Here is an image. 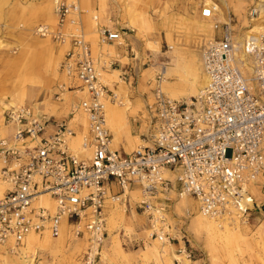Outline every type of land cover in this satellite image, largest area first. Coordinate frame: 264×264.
Segmentation results:
<instances>
[{
	"label": "built area",
	"instance_id": "1",
	"mask_svg": "<svg viewBox=\"0 0 264 264\" xmlns=\"http://www.w3.org/2000/svg\"><path fill=\"white\" fill-rule=\"evenodd\" d=\"M259 2L249 5V25L264 19ZM218 8L205 4L201 15L214 20ZM54 11L57 27L43 23L35 32L68 41L63 69L80 81L78 109L88 131L75 149L68 143L77 135L75 114L42 137L47 114L28 105L6 113L14 131L0 137L1 179L11 184L0 198V243L10 240L17 251L30 233L58 237L67 224L72 236L86 241L78 264H98L107 203L122 202L133 186L151 236L162 241L172 240L166 213L173 193L194 197L199 210L221 224L249 222L261 209L252 188L264 195V29L249 36L236 30L233 16L212 21L215 33L201 50L204 83L197 95L173 99L157 91L148 144L123 155L113 146L107 119V104L119 95L101 79V59L80 27L79 0H57ZM98 33L103 41L122 37L109 28ZM111 185L119 190L112 193ZM42 194L53 210L41 203ZM179 251L191 257L185 247Z\"/></svg>",
	"mask_w": 264,
	"mask_h": 264
},
{
	"label": "rangeland",
	"instance_id": "2",
	"mask_svg": "<svg viewBox=\"0 0 264 264\" xmlns=\"http://www.w3.org/2000/svg\"><path fill=\"white\" fill-rule=\"evenodd\" d=\"M56 1L0 0V111L4 116L3 120L0 119V137H11L5 127L11 128V135L13 134L14 127L5 120V112L9 111L12 103L20 108V105H26L27 102L44 99L45 103L60 107L71 93L77 94L78 97L81 95L78 84L80 81L70 77L63 69V62L70 47L68 41L60 43L35 32L36 27L43 23L57 27L58 18L54 11ZM226 1L227 5L221 0H79L80 27L85 38L91 43L93 55L101 59V79L119 95L117 101L107 104V108L109 105L120 106V99L130 100L131 108L125 110L124 120L121 121L125 122L126 128L128 126L129 130L132 129L131 134L138 136L140 142L147 141L152 131L151 110L157 91L165 96H168L165 91L168 86H183V89L191 91V88L180 80V76L186 75L192 79L189 82H193L201 74V50L204 43L215 33L212 21L233 16L236 30L245 33L247 28H243L248 27L250 23L247 11L250 3L256 0ZM209 2L216 3L219 7L216 15L214 14V20L203 18L201 15L203 5ZM259 3L264 7V0ZM128 8L131 12L134 9L135 12H132V25L127 16L130 10ZM53 13L54 19L51 17ZM202 21L208 23L212 31H201ZM69 28L73 29V26L68 25ZM100 28L119 30L122 37L116 41H103L98 33ZM190 34L196 36L192 42L186 41ZM110 44L113 47H110ZM177 54L186 56L185 60L192 58L189 65L188 61H181ZM177 70L179 71L176 73ZM194 95L196 94L186 92L178 99ZM77 102L78 100L74 99V104ZM60 110V114L64 115L73 112L75 107ZM78 111L79 109H76V114ZM72 117L73 115L66 120ZM108 126L114 138L115 134L109 121ZM86 132H81L80 127L76 144L72 143L73 137L69 138L68 143L78 149L81 137ZM112 143L114 144V139ZM4 165L0 155V180H3L1 170ZM252 190L261 204V209L252 214L249 222L243 223L248 226L246 237L249 240L233 237L234 241L232 237H228L229 241L228 238L220 240L207 235V231L198 224L197 214L201 211L196 199L189 195L179 197L173 193L166 213L169 225L167 230L172 240L157 239L160 242L159 249L163 253L149 259L142 255L143 248L153 245L156 237L151 236L147 214L135 210L140 197L130 199L135 215L133 209L125 203H115L107 211L106 225L109 235L105 234L106 239L98 264H169V261L171 264H264V251L257 246V243L260 246V241L264 242V195L257 186ZM127 193L130 194L129 191ZM185 200L189 201V204ZM62 233L65 241L57 245L29 247L24 242L17 251H12L11 241L0 243L4 250L0 249V264H15V261L22 259L26 260V264H78L79 257L86 248V241L72 236L69 227ZM54 242L59 240L55 239ZM180 247H185L191 252V257L180 252ZM161 248H164V251ZM28 259H32V263Z\"/></svg>",
	"mask_w": 264,
	"mask_h": 264
},
{
	"label": "bare ground",
	"instance_id": "3",
	"mask_svg": "<svg viewBox=\"0 0 264 264\" xmlns=\"http://www.w3.org/2000/svg\"><path fill=\"white\" fill-rule=\"evenodd\" d=\"M225 5H227V1L226 0H221ZM210 3V2H209ZM208 3V4H209ZM128 6V5H127ZM130 6V5H129ZM130 9V8H128ZM133 9V8H132ZM136 10V9H135ZM133 13L134 12V9L132 11ZM132 12H131V9L128 10V15L129 16V21H130V24L132 25V21H131V18H132ZM137 12V11H136ZM139 12V11H138ZM137 16V14H135ZM54 13L51 14V17L52 19H54ZM135 16V17H136ZM138 19V18H137ZM258 21V20H257ZM54 22V21H53ZM134 24L135 21H133ZM264 22V19H260V21H258L257 23H253V26L252 24L249 25L247 27V30L245 31L246 34H248L249 36H252V33L255 32V31H261L262 29H264V24H262ZM200 23V22H199ZM138 26V25H137ZM199 26V25H198ZM197 27V26H196ZM51 29H53V25L51 26ZM200 29L201 31H212V27H208V23H205V22H201L200 24ZM189 37V38H188ZM186 38V41H189V42H192L194 40V38L196 37L195 35L193 36L192 34H190ZM97 39V38H96ZM96 41V40H95ZM96 44V43H95ZM110 47H113L111 44H110ZM175 47V46H174ZM176 48V47H175ZM174 50V49H173ZM176 52V51H175ZM186 55V54H185ZM192 57H193V54H191ZM179 59H181V61H185L187 63L188 61V65L190 63V60L192 58H188L187 60H185L186 56H184L183 54H177L176 55ZM174 57V56H173ZM176 58V57H175ZM174 58V59H175ZM192 66V65H191ZM193 67V66H192ZM179 70L176 71V73L178 72ZM182 71V70H181ZM183 72V71H182ZM192 72V71H191ZM198 72V71H197ZM67 76V75H66ZM180 76V75H179ZM193 77V75H192ZM68 78V77H67ZM180 80H182L183 82H185V84L187 85V87H190L191 88V91L189 89H183V86L182 88H175V87H171V86H168L166 87L165 91L168 93V97L170 98H173V99H178L180 97H182L183 95H185L186 92H191V93H194L197 95L200 87L203 85L204 83V78H203V75L202 73L199 74V76L193 80V82H189V77L186 76V75H181L180 76ZM166 79V78H165ZM192 80V79H191ZM77 82V81H76ZM79 82V80H78ZM164 83V82H163ZM173 83V82H172ZM80 85V82L78 83ZM78 85V86H79ZM171 85V84H170ZM166 86V85H165ZM185 88V87H184ZM80 91H81V95H83V91L81 90L80 88ZM80 93V92H79ZM195 96V95H194ZM4 104V103H3ZM119 105L120 106H116V105H109L108 108H107V115H108V121L110 122V124L112 125V129L114 131V145L117 147V148H120L122 149V151L124 153H130L132 151H134L136 148L140 147V146H145L148 144L147 141L145 142H140V138L138 136H134L133 134H131L132 132H130V129L126 128V126H124V123L123 121H121V119H123L124 117V113H125V110L127 109H130L131 108V102L130 100H127V101H124L122 99L119 100ZM121 105H124V106H121ZM2 107V106H1ZM10 109H8L9 111L8 112H11V113H15L19 110V107L12 103L10 106ZM135 108V107H134ZM2 110V109H1ZM0 119H4V116H3V113L2 111H0ZM77 116V118H76ZM124 120V119H123ZM74 124L75 125H78L81 127V132H86L88 131V121H87V117L84 115L83 112H80V110L78 111V113L76 114L75 113V118L73 120ZM127 124V123H126ZM79 133V132H78ZM76 136L73 137V140H72V143L75 145L76 144ZM80 140V139H78ZM123 141H127V142H123ZM79 142V141H78ZM138 146V147H137ZM10 181H7V180H0V198L4 195L5 193V190L8 189V187H11L10 186ZM131 195L134 199H136L138 196H139V193L138 191L136 190H133L131 191ZM186 198V196H185ZM41 203L46 205L48 208L50 209H54V203L52 202V200L49 198V195L48 194H42L41 197ZM186 201V200H185ZM193 201V200H191ZM190 201V203H191ZM195 201V200H194ZM188 202V203H187ZM187 204H189V201H186ZM196 204V203H195ZM120 212V211H119ZM125 214V213H124ZM198 224L201 225L200 227H202L203 229H205L207 231V235H209L211 238L213 239H223L224 238H228V237H232V241L233 240V237H237L239 239H246V240H249L248 237H246V231H247V227L245 224H243L242 222L240 221H235L233 223H229V222H225L223 224L217 222L216 220L212 219V218H208L207 216H205L204 214H202V212H198ZM123 217V216H122ZM113 220V219H111ZM114 221V220H113ZM245 223V222H244ZM67 227V224L64 225V229ZM64 229L62 230V232L64 231ZM60 233L61 235H59L58 237L54 238L50 233H46L44 235H39L37 233H30L26 239H25V242L28 244L29 247L31 246H35V245H38V246H46V245H49V244H58V243H62L63 240H64V234L63 233ZM150 233V232H148ZM149 236V235H148ZM56 240H59V242L55 243L54 241ZM158 238H154V243L153 245H148L146 248H143V252H142V255H144L147 259H149L150 257H156L158 256V254L160 253H163L160 251L159 249V246H160V242L157 240ZM237 239V240H239ZM116 240V239H115ZM168 239H166L167 241ZM226 240V239H225ZM229 240V238H228ZM226 240V241H228ZM236 240V241H237ZM260 240V239H259ZM264 240V239H263ZM10 241V240H9ZM65 241V240H64ZM230 241V240H229ZM245 241V240H244ZM243 241V242H244ZM248 242V241H247ZM258 242V241H257ZM262 242V243H261ZM260 246L258 245L257 243V246L260 247L261 251H264V242L263 241H260ZM55 245V246H56ZM164 246V245H163ZM27 247V246H26ZM162 247V246H161ZM0 249H2V247H0ZM162 251H164V248H161ZM259 249V250H260ZM3 250V249H2ZM253 250V249H252ZM256 250V249H255ZM258 250V251H259ZM4 251V250H3ZM30 253V252H29ZM27 254V253H26ZM167 255V254H166ZM31 256V255H29ZM33 256V255H32ZM120 256V255H119ZM263 259H264V255H262ZM34 258V257H33ZM30 260V262L32 263V259H28ZM14 261V260H13ZM29 262V263H30ZM163 263V262H162ZM15 264H26V260H17L15 261ZM28 264V263H27ZM160 264V263H159ZM169 264H171V261H169Z\"/></svg>",
	"mask_w": 264,
	"mask_h": 264
},
{
	"label": "crops",
	"instance_id": "4",
	"mask_svg": "<svg viewBox=\"0 0 264 264\" xmlns=\"http://www.w3.org/2000/svg\"><path fill=\"white\" fill-rule=\"evenodd\" d=\"M35 40V39H34ZM38 40V39H37ZM36 40V42H37ZM42 49V48H41ZM74 90H70V92H73ZM83 91V90H82ZM82 96L78 97L77 94L75 93H71L67 99H64V101L62 102V105L60 107H56L53 103L52 104H47L45 103L46 100H40V101H33V102H27L26 105H28L33 111L34 113H36L37 115H42L43 113L47 114V121L44 127V130L41 134L42 137H46L48 135H50L52 132L55 131L56 129V125L58 122L66 120V118H70L72 115H74V113H76V109H78V105L79 102L81 100ZM74 99H77L78 102L76 104H74ZM71 106L75 107V110L73 112L70 113H66V114H60V109L63 108L64 110H66L67 108H70ZM8 111L5 112V120H6V113ZM6 122V121H5ZM7 126H9L8 124H6ZM7 128V132L9 133V136H11V131L9 127H5ZM74 128L76 131H80V127L78 125H74ZM114 148H116L121 154L126 155L128 153H124L122 151V149L117 148L114 144H113ZM110 190L112 193H115L119 190L118 186L116 185H111L110 186ZM136 190L139 193V197H140V191L136 186H133L131 189H129L130 194H125V196H123V200L122 203H125L128 207H130L132 210V212L135 215V211L133 206H131L130 203V199H131V191ZM113 206L112 203H107V208H106V214L107 211H109V208H111ZM135 210H141V208L139 207V201L136 203L135 205ZM106 234L109 235L108 230H107V225H106ZM106 239V238H105ZM105 242V240H104Z\"/></svg>",
	"mask_w": 264,
	"mask_h": 264
}]
</instances>
